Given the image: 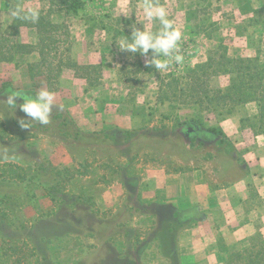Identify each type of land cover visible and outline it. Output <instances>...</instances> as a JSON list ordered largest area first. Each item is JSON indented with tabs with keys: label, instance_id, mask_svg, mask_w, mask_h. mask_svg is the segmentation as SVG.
Masks as SVG:
<instances>
[{
	"label": "rangeland",
	"instance_id": "1",
	"mask_svg": "<svg viewBox=\"0 0 264 264\" xmlns=\"http://www.w3.org/2000/svg\"><path fill=\"white\" fill-rule=\"evenodd\" d=\"M50 1L21 0L20 7L48 9ZM84 1L79 16L53 14L68 22L72 49L52 90L46 76L38 79L59 105L47 125L22 128V100L9 105L16 91L5 89L11 81L0 83V264H264L262 119L244 117L240 130L222 139L208 128L220 127L226 111L171 109L167 102V76L205 63L221 42L231 57L260 56L264 66V0H158L183 33L184 61L163 73L146 63L151 51H122V38L113 44L117 28L131 32L143 22L158 30V21L144 17V0ZM10 4L0 0V36L11 33ZM19 40L35 43L36 30L23 27ZM16 60L37 62L39 55ZM249 163L257 171L248 188L223 197ZM197 169L218 187L215 202L202 201L201 209L244 227L239 242H225L218 223L208 242H191L198 222L183 220L191 203L167 193V184ZM179 234L187 242H177Z\"/></svg>",
	"mask_w": 264,
	"mask_h": 264
},
{
	"label": "trees",
	"instance_id": "2",
	"mask_svg": "<svg viewBox=\"0 0 264 264\" xmlns=\"http://www.w3.org/2000/svg\"><path fill=\"white\" fill-rule=\"evenodd\" d=\"M10 2V9L14 14L20 7L21 0ZM84 7V0H51L48 9L40 8L41 15L36 23L14 14L10 35L0 36V62H15L17 55L37 53L39 60L29 64L30 74L33 78L46 76L52 90L72 49L68 22L57 23L53 14L79 16ZM118 22L127 20L120 18ZM23 27L36 30L35 43H23L19 40ZM113 34V44H118V38L125 39L131 32L127 28H117L113 30ZM222 43L210 51L205 63L187 70L181 76L174 73L167 76L170 78L167 80V102L171 109L178 108V105L195 104L202 111L220 108L229 115L234 112V107L255 102L258 106L255 118H261L264 126V66L260 63V56L233 58ZM76 74L80 76L78 70ZM218 78L224 79L226 84L219 86ZM158 99L160 100V96ZM197 121L202 123L200 119ZM188 123L178 122V125ZM208 131L222 139L229 137L222 127H209Z\"/></svg>",
	"mask_w": 264,
	"mask_h": 264
},
{
	"label": "crops",
	"instance_id": "3",
	"mask_svg": "<svg viewBox=\"0 0 264 264\" xmlns=\"http://www.w3.org/2000/svg\"><path fill=\"white\" fill-rule=\"evenodd\" d=\"M34 54L35 53L23 55L31 56ZM23 55H19V57H22ZM16 62L17 61L0 62V83L11 81L9 83V86H6L5 89L11 88L14 91L20 93H31L33 88H35V85H40L42 89H47L48 83L44 84V82L42 83V81L38 82V79H42L41 76H36L34 78L31 76L29 71V64L32 63V61L23 64L22 60H20V62L22 63L18 62V65L16 64ZM3 85L4 84H2V86ZM241 108L243 110L245 108L244 112L242 111L232 113L220 122V127H222L227 134L237 133L241 128V123L244 117H255L258 114V106L255 102L243 104L241 105ZM261 160L259 162L260 165L264 164V160ZM255 165L257 164H248V167H246L247 174L242 176L239 182H235L232 185H225L224 190L222 191L223 197L227 196V198H233L236 194L238 197L240 191L245 188H248V178L251 175L250 171H257L255 169L257 166ZM252 166L255 167L252 168ZM217 188L218 187L216 185L213 186L208 181H205V173L202 170L198 169L189 171L184 174L175 175L171 177L168 181L167 193L175 191L174 195L177 196L178 199H185L184 201H190L191 203V207L185 209V212H189V214L182 212L185 213L184 216L188 217H185V219H183L184 221L195 220L198 222V225H195V227L192 229L193 234L190 239L191 242H208L207 238L210 236L211 231L214 230L213 225H215V223H218L217 227L219 231L223 233L225 242H239V240L242 238L241 233L243 232L244 227L240 226L237 228H231L229 225V218L224 219L225 217H221L220 220H215V218L212 217L211 212L205 211V209H201L202 206L200 202L205 201L207 199H209V201L215 202L211 198H217L215 194ZM261 195V190H259V193L256 194V197H260ZM260 214L261 215L259 217H261V220H263V212ZM222 215L227 216L226 213H223ZM204 231L205 235L203 234ZM200 232H202V234H199ZM177 237V242H187L186 239H184L183 235L179 234ZM250 241L251 239H249V242Z\"/></svg>",
	"mask_w": 264,
	"mask_h": 264
},
{
	"label": "clouds",
	"instance_id": "4",
	"mask_svg": "<svg viewBox=\"0 0 264 264\" xmlns=\"http://www.w3.org/2000/svg\"><path fill=\"white\" fill-rule=\"evenodd\" d=\"M14 14L36 23L40 18L41 9L18 7ZM143 14L148 21H158L160 27L153 31L143 22H140L143 25L142 29L133 26L131 35L126 36L118 44L120 50L132 54L140 53L145 57L151 51L153 55L150 60H146V63L154 66L161 73L172 63L182 64L184 57L180 54L179 42L183 33L175 26V22L169 19L166 7L158 3V0H144ZM18 99L22 100L19 104L20 111L28 117L19 121L20 126L25 129L29 128L32 122L47 125L53 110L59 108L55 103L54 93L48 89L36 92L35 96L15 92L8 96L7 102L16 108Z\"/></svg>",
	"mask_w": 264,
	"mask_h": 264
}]
</instances>
